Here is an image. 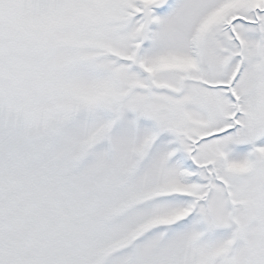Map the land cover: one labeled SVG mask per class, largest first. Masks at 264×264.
Returning <instances> with one entry per match:
<instances>
[{"label":"snow or ice","instance_id":"obj_1","mask_svg":"<svg viewBox=\"0 0 264 264\" xmlns=\"http://www.w3.org/2000/svg\"><path fill=\"white\" fill-rule=\"evenodd\" d=\"M0 264H264V0H0Z\"/></svg>","mask_w":264,"mask_h":264}]
</instances>
